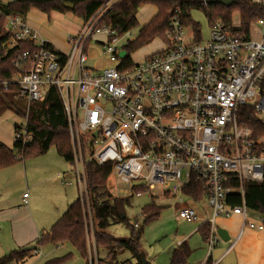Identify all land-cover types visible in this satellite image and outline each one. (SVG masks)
I'll return each mask as SVG.
<instances>
[{"label":"built area","instance_id":"built-area-1","mask_svg":"<svg viewBox=\"0 0 264 264\" xmlns=\"http://www.w3.org/2000/svg\"><path fill=\"white\" fill-rule=\"evenodd\" d=\"M246 2L264 6V0ZM208 18L203 40L200 28L175 10L162 48L135 62L125 49L133 39L124 40L130 29L118 33L92 18L68 36L70 49L62 53L25 19L0 12V23L10 32L9 48L20 41L39 46L19 50L12 59L16 73L0 84L16 83V97L27 106L56 87L73 150V176L85 202L89 161L112 164L111 175L122 183L120 195L140 196L144 191L136 188L150 192L159 185L162 193L184 197L183 188L197 180L211 208L204 221L210 224L209 252L220 238L217 219L242 218L230 251L244 227L264 229L262 217L249 215L244 188L264 180V16L245 23L236 10L230 18ZM93 45L107 59L102 67L89 63ZM17 125L14 141L25 146L32 141L27 118ZM234 194L240 196L237 205L231 203ZM27 198L25 193V203ZM177 218L201 219L186 201Z\"/></svg>","mask_w":264,"mask_h":264},{"label":"trees","instance_id":"trees-1","mask_svg":"<svg viewBox=\"0 0 264 264\" xmlns=\"http://www.w3.org/2000/svg\"><path fill=\"white\" fill-rule=\"evenodd\" d=\"M64 2L72 3L73 8L65 7ZM144 4L155 5L157 12L125 46L128 54L150 43L159 35L163 37L167 23L175 10L188 22L192 21L190 12L194 8L203 10L207 16H223L224 18H230L234 11L239 10L245 23L254 17L264 16V6H252L246 0H236L229 7L220 3H207L205 0H0V12L3 15L20 16L23 19L26 18L32 8L46 13L49 18L53 11L72 12L79 16L83 23L92 18H99L98 25H108L118 33H123L138 24L137 13ZM9 38V30L0 23V81L9 79L16 73L12 59L19 50L30 49L35 51L39 47L33 42L20 41L19 45L9 48L7 46ZM47 45L53 48L50 44ZM18 93L19 87L16 83H11L7 87L0 84V114L11 110L16 115L27 118L26 130L32 134V141L25 146H22L21 142L14 141L12 148L0 143V168L18 162L21 157L26 159L44 154L52 145L56 147L58 153L66 161L72 163L73 150L67 120L62 99L56 87L50 86L43 99L33 101L29 106L23 99L16 97ZM249 123L253 124L255 121ZM17 126L15 124V129ZM15 150L18 154L14 152ZM111 171L112 164L110 163L98 164L96 161H89L85 165L87 197L93 216V234L96 248H105L108 250L107 254L110 255L127 248L138 259L137 264H144L140 255L138 239L143 226L157 219L164 207L157 204L152 196L150 203L142 207V223H138V226L130 225L126 207L132 196L116 195L110 190L108 179ZM244 188L248 209L264 220V180L246 182ZM136 189L146 192L142 187ZM183 191L188 198L194 201L203 200L207 195V191L197 180L184 187ZM234 195L236 197L231 203L237 205L240 203V196ZM85 207V198L80 195L48 231L40 234L30 245L18 247L1 255L0 264H19L35 255L38 248L47 243L58 244L67 241L72 243L89 264L87 238V231L89 232V230L85 222ZM119 223L131 226L130 237L122 238L111 233L109 228ZM198 231L202 239L208 241L210 224L202 223L198 227ZM190 254V245L187 240H183L173 249L167 264H190L188 260ZM70 257L71 253H68L64 256L47 259L43 264H62ZM101 261L104 260L99 258V264ZM211 263V258L208 257L204 264ZM145 264L151 263L146 261Z\"/></svg>","mask_w":264,"mask_h":264},{"label":"rangeland","instance_id":"rangeland-1","mask_svg":"<svg viewBox=\"0 0 264 264\" xmlns=\"http://www.w3.org/2000/svg\"><path fill=\"white\" fill-rule=\"evenodd\" d=\"M112 1V0H111ZM36 9V8H35ZM38 10V9H37ZM32 12H35L32 8ZM157 12V7L153 4L142 5L137 13L138 24L131 28V36L124 38V40L134 38L140 28L148 23L150 19ZM192 21L191 24H197L202 33V39H207L209 35L210 22L207 14L200 9H192L191 12ZM42 15L40 14V17ZM29 22V21H27ZM190 24L188 30L192 27ZM38 30L39 34L46 37V35L53 37L55 46L60 50L68 52L69 45L66 42V38L69 34L75 32L83 26L82 19L73 14L72 12H52L51 17H43L42 23H40ZM162 36L155 37L150 43L141 46L139 49L130 52V57L135 62H140L146 55L159 50L163 46ZM94 46V45H93ZM95 48V47H94ZM96 49V48H95ZM93 50V49H91ZM95 55L94 51L90 52V55ZM97 62H102V56H93ZM13 111L0 115V135L4 142L9 146L12 145L14 140V123L24 120L25 118L18 115L13 116ZM18 154L17 150L14 151ZM21 157V156H20ZM9 166L0 168V212L6 215L7 219L2 220L0 218V255L8 253L11 249V245L3 243L5 241L2 238L11 237V227L16 213L14 210H19L21 216L27 212L35 213L38 216L42 213V207L48 203L49 200L46 196L52 194V190L63 193L66 199L73 201L81 195L80 184L76 177L68 179L65 177L68 171L73 168V163L66 161L57 151L56 147L52 145L47 152L40 155H35L24 159H18ZM27 163L28 169L24 172L23 165ZM19 166V167H17ZM26 172L33 181L36 179L39 181L37 187H30L25 180ZM64 182H67L65 185ZM70 182V183H69ZM108 187L116 195H118V187L122 183L115 177L110 175L108 179ZM24 193H28L29 204H22V197ZM45 194V197H44ZM120 195V194H119ZM155 198V202L159 205H163L160 216L154 221L143 226L142 233L138 239L140 245V255L145 256V260H149L151 264H167L172 250L177 246L179 240L189 238L188 243L192 249H198L202 245V236L199 232H195L202 219L197 222L185 221L178 219V208L181 203L185 202L193 208L209 207L208 201L203 199L199 202H192L184 198L183 196H173L167 193H162V186H156L150 192H144L140 196L134 195L130 198L129 204L126 207V213L128 222L130 225H134L135 222L142 223V207ZM86 198V196H85ZM71 199V200H70ZM85 222L89 232L87 231L88 238V262L89 264H99V258L101 264H137L138 259L132 255L129 249L125 248L123 251L115 252L114 254H107V249L96 248L93 234V216L90 210V206L87 201L85 202ZM25 208V211L20 208ZM61 208V205H59ZM20 208V209H18ZM47 211V210H46ZM250 216L258 218L259 215L255 212H249ZM200 216V215H199ZM23 222H19L15 225H21ZM50 229V228H49ZM131 226L119 223L112 225L109 230L111 233L118 237L126 238L130 237ZM33 243V242H31ZM31 243H27L21 247H26ZM39 252L25 261L19 264H43L47 259L64 256L71 253V257L62 264H87L86 259L80 254V252L70 242H60L57 244L47 243L39 247ZM207 250L199 249L195 253H191L189 262L191 264H198L199 260ZM142 259V257H141ZM129 261V262H128ZM143 261V259H142Z\"/></svg>","mask_w":264,"mask_h":264},{"label":"crops","instance_id":"crops-1","mask_svg":"<svg viewBox=\"0 0 264 264\" xmlns=\"http://www.w3.org/2000/svg\"><path fill=\"white\" fill-rule=\"evenodd\" d=\"M113 1H115V0H113ZM33 9L35 12H32L31 11L32 9H31L26 16L25 21L26 22L29 21L27 23L33 29L39 30V28H40L39 25H40V23H42L43 17H47L48 19H49V17L46 13H44L40 10H37L35 8H33ZM53 12H55V11H53ZM40 14L42 15L41 17H40ZM80 29L81 28H79L78 30H76L75 32H73L71 34L77 33ZM38 30H37V32H38ZM71 34H69V35H71ZM39 35H40L41 39H43L45 42H47V44H50L55 50L60 51L62 53H67L65 51L60 50L58 47H56L54 45L55 41H54L53 37L48 36V35H46V37H44L41 34H39ZM68 36H67V38H68ZM67 38H66V42H67ZM67 44H68V42H67ZM94 47L96 48V46H93L91 48L93 50H91L90 52L94 51L95 55H92V54L89 55V63L93 66H96V67H102L107 63V59L102 57V62H100V63L98 61L96 62L94 60L93 56H100V55H99V51L97 50V48L95 49ZM69 49H70V46H69ZM7 111H5V112H7ZM12 114H13V116L15 115L14 112H12ZM0 115H3V113ZM15 124H17V122L14 123V126H13L14 130H15ZM0 143L8 146L4 142L1 135H0ZM11 143H12V145L8 146L10 148L13 147L14 140ZM17 167H19V166H17ZM23 169H24V172L26 171V169H28L27 163H25L23 165ZM63 173H66L65 177H67L68 179L73 177L72 170L68 171V172L64 171ZM25 180L29 184V186L33 187V188L37 187V184L39 183V181L36 179H33V181L30 180L27 172L25 175ZM62 182L65 185H67L66 184L67 182H64L63 180H62ZM51 193L52 194L46 196V198H48L49 202L44 204V207H42L43 212L39 213L38 216H36L35 213L33 215L30 211L29 212L26 211V213L21 216V212L19 210H16V209L14 210V212L16 213V218L14 219V222L12 223L11 237H9V238L6 237V238L1 239V240L5 241L3 243H6V245H8V246L10 244H12L10 251L13 249H16L18 247H21L27 243L33 242L36 238H38L40 236V234H42L45 231H48L49 228L54 224V222L65 212V210L68 208V206L74 200L77 199L76 198L73 201H69L68 199H66V196L63 195V193H60L59 191L56 192V190H52ZM24 194H23V197L21 199L22 204L23 205L29 204V202H27V203L24 202V200H23ZM44 197H45V194H44ZM28 198H29V195H28ZM28 198H27V200H28ZM184 198H186L187 200L192 201V202H199V201H194L193 199L188 198L187 196H184ZM200 201H202V200H200ZM59 205H61V208L59 207ZM20 208H22L25 211V208H23V207H20ZM20 208H18V209H20ZM194 209L200 215V217L202 219V221H201L202 223L211 214L210 206L209 207H202V208H198V209L194 208ZM0 218L2 220L7 219L4 212L3 213L0 212ZM19 222H23V223L21 225H18L15 227V225ZM201 224H199L198 227ZM198 227L196 228L195 232H199ZM241 227H242V218L239 215H234L231 217H219L217 219V229L218 228H224L229 235V239L223 240L220 237L217 244L213 247V249L210 252H209L207 241H205L203 239L201 240L202 245L198 249H192L190 247L191 253L192 252L195 253L199 249H202L203 251L207 250V253H204L203 256L201 257V259L198 261L199 262L198 264H204L207 261L208 257L211 258V261H212L211 264H214L216 262H218L219 264H264V229L258 230V229H253V228H249V227H244L243 231H242L240 237L238 238L236 244L234 245V247L230 251H227V249L229 248L232 241L236 238ZM190 237H192V234L189 236V238ZM189 238H186L183 240L188 241ZM182 241L179 240L177 242V245H179ZM38 252H39V250H38Z\"/></svg>","mask_w":264,"mask_h":264},{"label":"water","instance_id":"water-1","mask_svg":"<svg viewBox=\"0 0 264 264\" xmlns=\"http://www.w3.org/2000/svg\"><path fill=\"white\" fill-rule=\"evenodd\" d=\"M207 3H220L224 6H231L235 0H205ZM64 6L69 8V9H72L73 8V4L70 3V2H64ZM126 51L125 50H122L120 55L121 56H125L126 55ZM217 233L219 235V237H221L223 240H228L229 239V235L227 233V231L224 229V228H218L217 229ZM142 259H143V263L145 264L147 260H145V256L144 255H141Z\"/></svg>","mask_w":264,"mask_h":264}]
</instances>
